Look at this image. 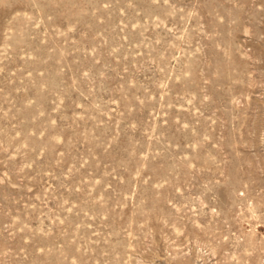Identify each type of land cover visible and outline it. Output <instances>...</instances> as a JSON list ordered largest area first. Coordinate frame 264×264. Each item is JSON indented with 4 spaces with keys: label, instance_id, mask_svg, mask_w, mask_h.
<instances>
[{
    "label": "rangeland",
    "instance_id": "rangeland-1",
    "mask_svg": "<svg viewBox=\"0 0 264 264\" xmlns=\"http://www.w3.org/2000/svg\"><path fill=\"white\" fill-rule=\"evenodd\" d=\"M0 264H264V0H0Z\"/></svg>",
    "mask_w": 264,
    "mask_h": 264
}]
</instances>
